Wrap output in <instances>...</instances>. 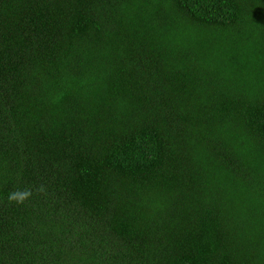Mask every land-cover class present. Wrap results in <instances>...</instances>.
I'll use <instances>...</instances> for the list:
<instances>
[{"label":"trees","instance_id":"16d2710c","mask_svg":"<svg viewBox=\"0 0 264 264\" xmlns=\"http://www.w3.org/2000/svg\"><path fill=\"white\" fill-rule=\"evenodd\" d=\"M0 264H264V0H0Z\"/></svg>","mask_w":264,"mask_h":264},{"label":"clouds","instance_id":"9594fccd","mask_svg":"<svg viewBox=\"0 0 264 264\" xmlns=\"http://www.w3.org/2000/svg\"><path fill=\"white\" fill-rule=\"evenodd\" d=\"M32 192L31 190L25 189V190H17L14 192H11L8 196L9 201H15L17 203H23L25 200H27L29 197H31Z\"/></svg>","mask_w":264,"mask_h":264}]
</instances>
